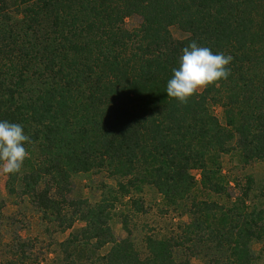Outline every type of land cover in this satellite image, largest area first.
<instances>
[{
  "label": "trees",
  "instance_id": "1",
  "mask_svg": "<svg viewBox=\"0 0 264 264\" xmlns=\"http://www.w3.org/2000/svg\"><path fill=\"white\" fill-rule=\"evenodd\" d=\"M133 16L142 22L128 30ZM193 41L231 56L230 75L180 103L166 85ZM0 120L31 140L8 184L23 186L61 230L85 223L60 243L69 264H191L205 249L219 255L210 264H254L264 211L236 213L191 195L193 171L205 189L227 194L220 156L234 139L245 163L264 159V0H0ZM94 169L154 187L168 206H186L190 223L176 237H147L141 258L115 239L112 204L69 198L72 177ZM173 248L188 252L178 261Z\"/></svg>",
  "mask_w": 264,
  "mask_h": 264
},
{
  "label": "rangeland",
  "instance_id": "2",
  "mask_svg": "<svg viewBox=\"0 0 264 264\" xmlns=\"http://www.w3.org/2000/svg\"><path fill=\"white\" fill-rule=\"evenodd\" d=\"M141 22L139 16H133L125 20L124 27L134 30ZM171 33L176 39L184 38L177 27H172ZM210 108L219 123L226 128L221 104L211 102ZM230 148L229 153L220 156V169L227 194L216 195L205 189L201 185V172L193 171L197 186L192 198L218 203L236 213L264 211V159L245 163L235 139L230 143ZM137 181L135 177H112L109 170L105 169L81 172L72 177L69 198L86 200L91 205L103 200L112 204L109 225L115 239H127L144 259L148 256L147 237H176L191 218L186 206H168L157 189ZM121 184L125 185L128 193L122 192ZM23 191L20 184L12 188L8 184V175L0 172V262L15 259L18 262L25 261V264H69L60 243L80 231L85 223L77 221L71 229L61 230L53 219L46 218L34 199ZM186 204L190 206V199ZM111 246H105L100 253H107ZM251 249L254 264H264V241H254ZM173 251L178 261L188 252L184 248H173ZM216 252L214 249L200 250L191 256V264H210L208 261L214 256L219 257ZM82 264L88 263L83 260Z\"/></svg>",
  "mask_w": 264,
  "mask_h": 264
},
{
  "label": "clouds",
  "instance_id": "3",
  "mask_svg": "<svg viewBox=\"0 0 264 264\" xmlns=\"http://www.w3.org/2000/svg\"><path fill=\"white\" fill-rule=\"evenodd\" d=\"M231 56L213 53L193 41L183 49L178 68L166 85L167 97L186 103L201 89L226 80L230 75ZM31 143L22 125L0 120V172L16 174L28 157L25 144Z\"/></svg>",
  "mask_w": 264,
  "mask_h": 264
}]
</instances>
